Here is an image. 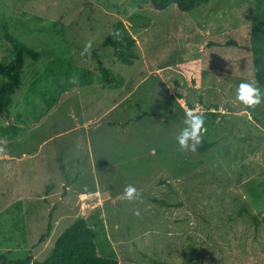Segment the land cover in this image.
<instances>
[{
    "label": "rangeland",
    "instance_id": "obj_1",
    "mask_svg": "<svg viewBox=\"0 0 264 264\" xmlns=\"http://www.w3.org/2000/svg\"><path fill=\"white\" fill-rule=\"evenodd\" d=\"M151 1L0 0V61L7 33L40 54L26 60L9 118H0L21 128L0 137L8 260L44 261L84 219L98 231L99 255L119 264H264V103L248 109L236 99L242 81L264 91L253 70L264 0H210L188 12ZM117 21L136 40L132 66L102 47ZM97 59L118 87L99 83ZM55 60L73 67L70 78H43ZM82 69L92 84L80 86ZM188 110L206 116L202 143L212 148L203 154L177 143ZM129 185L136 200L123 197Z\"/></svg>",
    "mask_w": 264,
    "mask_h": 264
},
{
    "label": "trees",
    "instance_id": "obj_2",
    "mask_svg": "<svg viewBox=\"0 0 264 264\" xmlns=\"http://www.w3.org/2000/svg\"><path fill=\"white\" fill-rule=\"evenodd\" d=\"M210 0H152L153 7L157 10H164L172 5H176L180 11L188 12L197 6L208 3ZM4 41L8 47L9 57L0 61V118H9L10 108L13 104V98L21 90L23 85V72L27 59L38 61L40 54L25 43L21 42L11 34L7 33ZM225 46H235V41H229ZM102 47H110L114 50V58L121 64L132 66L139 55L136 53V40L128 33L125 25L117 21L112 26L111 33L105 38ZM253 70L255 81L259 86L264 87V51L261 47H254ZM97 68L100 72L99 83L103 87L116 88L115 76L104 67L103 63L97 59ZM64 72L65 77L70 78L74 73L71 66H66L61 61H52L44 75L45 80L59 79ZM80 86L90 85L94 82V74L90 70L82 69L78 71ZM35 86L37 84L35 83ZM68 86L67 88H72ZM58 102V98L51 97L48 101V107ZM150 116L149 113H143L135 121L143 117ZM21 132L17 126H0V137L15 138ZM212 148V144L202 143L197 152L203 154L206 150ZM51 225H48L47 232L41 236L39 242L42 243L49 238ZM98 231L88 226L84 219L75 221L67 228L56 240L51 254L42 262L33 263L32 256L25 259L8 260L5 256L0 255L2 264H119L114 253L108 255H99L97 238Z\"/></svg>",
    "mask_w": 264,
    "mask_h": 264
},
{
    "label": "clouds",
    "instance_id": "obj_3",
    "mask_svg": "<svg viewBox=\"0 0 264 264\" xmlns=\"http://www.w3.org/2000/svg\"><path fill=\"white\" fill-rule=\"evenodd\" d=\"M90 46L87 45L85 50ZM236 99L246 108L254 109L264 103V91L255 87L252 82L242 81L237 88ZM183 125L177 136V143L181 149L195 152L201 145L202 133L206 130V116L196 110H188L184 114ZM123 197L128 201L136 200L138 198L136 188L132 185L127 186ZM135 214L139 215V212Z\"/></svg>",
    "mask_w": 264,
    "mask_h": 264
}]
</instances>
